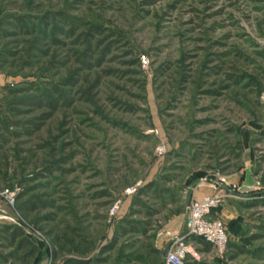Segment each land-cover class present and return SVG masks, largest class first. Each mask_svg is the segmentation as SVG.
I'll use <instances>...</instances> for the list:
<instances>
[{
    "label": "rangeland",
    "instance_id": "obj_1",
    "mask_svg": "<svg viewBox=\"0 0 264 264\" xmlns=\"http://www.w3.org/2000/svg\"><path fill=\"white\" fill-rule=\"evenodd\" d=\"M0 104V222L37 248L0 264H162L201 188L229 247L200 260L264 264V0H0Z\"/></svg>",
    "mask_w": 264,
    "mask_h": 264
},
{
    "label": "built area",
    "instance_id": "obj_2",
    "mask_svg": "<svg viewBox=\"0 0 264 264\" xmlns=\"http://www.w3.org/2000/svg\"><path fill=\"white\" fill-rule=\"evenodd\" d=\"M165 148L159 145L155 154L161 156ZM134 187L129 188L126 195L134 192ZM5 202L12 206L14 204V192L4 190L0 193ZM220 202L219 195L209 194L199 199H193L188 204L187 215L184 222L183 232H168L169 242L164 247L162 264H185L188 256L195 260L205 258V254L198 252L189 241L190 236L201 238L211 245L213 253L220 256L225 253L228 243L227 233L223 221L212 214ZM120 202L115 201L109 209V217H114L119 210ZM5 216L0 214V219Z\"/></svg>",
    "mask_w": 264,
    "mask_h": 264
},
{
    "label": "trees",
    "instance_id": "obj_3",
    "mask_svg": "<svg viewBox=\"0 0 264 264\" xmlns=\"http://www.w3.org/2000/svg\"><path fill=\"white\" fill-rule=\"evenodd\" d=\"M32 84L30 85V87L32 88ZM10 93H20L23 92V89H8ZM17 103H23L25 105H30V104H35V105H42L41 104V98L39 97H26V98H22L21 100H11L10 102H8V105L10 106H14ZM9 106V107H10ZM10 111H13L14 113H17V110L15 109H11ZM22 127V122L18 119L13 118L11 115H9L8 112L5 111V108H2L1 104H0V148L3 147L4 145L7 144V142L11 139H16L20 136L21 132L15 130L17 128H21ZM39 126L38 124L35 125V129H38ZM27 133V130H25ZM140 192V191H139ZM213 213V212H212ZM132 231H137L138 229L140 231H142L143 228H139L136 226H132ZM137 229V230H136ZM138 230V231H139ZM124 231V229H123ZM126 232V231H124ZM190 240H197V242L200 244L201 249H199L200 251L203 252H208L209 248L211 247V245H209L208 243L204 242L201 238L199 237H195V236H190L189 238ZM0 240H3L7 243L8 247L12 248L13 252V256L17 255V253L19 252L20 254L18 256L19 260L24 261V263H27L28 261L31 260L32 257L35 256L36 252H37V248L35 245L32 244V242L24 235L23 230L17 226V225H12V224H8V223H4V222H0ZM229 247V243H227V248L225 253L227 252ZM233 247V253L232 256H236L239 253H250L251 255H258L260 251H262L261 249H256V250H249L246 247L243 246H232ZM144 251L148 254V255H152L153 257H157L158 255L161 254L162 256V260H163V252H164V248L162 249H158L156 247H154L151 244H148L145 246ZM224 253V254H225ZM69 264H90L89 260L86 259H81V258H71L68 260ZM204 264L205 262H202V260H195L192 257L188 256L185 264Z\"/></svg>",
    "mask_w": 264,
    "mask_h": 264
},
{
    "label": "crops",
    "instance_id": "obj_4",
    "mask_svg": "<svg viewBox=\"0 0 264 264\" xmlns=\"http://www.w3.org/2000/svg\"><path fill=\"white\" fill-rule=\"evenodd\" d=\"M200 191H202V192H198L197 195H196V198H194V199H199V198H202L203 196H206V195L211 194V193H209V191H208L207 189H204V188H201ZM187 207H188V204L186 203V206H185L184 210H185V209H188ZM185 211H186V210H185ZM185 211H184V215H185ZM185 218H186L185 216H184V218H181V217L177 218L176 223L173 224V225L171 226L170 229H171V230H174V231H176V232H183V231H184V222H185ZM190 242L193 244V247H194L198 252H200V253H202V254H208V252H203V251H200V250H199V249H201V246H200V244L197 242V240H190ZM155 247L158 248V249H162L163 246H161V245L159 244V245H155Z\"/></svg>",
    "mask_w": 264,
    "mask_h": 264
},
{
    "label": "water",
    "instance_id": "obj_5",
    "mask_svg": "<svg viewBox=\"0 0 264 264\" xmlns=\"http://www.w3.org/2000/svg\"><path fill=\"white\" fill-rule=\"evenodd\" d=\"M164 253V252H163Z\"/></svg>",
    "mask_w": 264,
    "mask_h": 264
}]
</instances>
